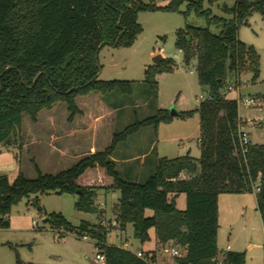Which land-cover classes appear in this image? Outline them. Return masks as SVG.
Masks as SVG:
<instances>
[{
	"label": "trees",
	"instance_id": "obj_1",
	"mask_svg": "<svg viewBox=\"0 0 264 264\" xmlns=\"http://www.w3.org/2000/svg\"><path fill=\"white\" fill-rule=\"evenodd\" d=\"M184 1L168 0L162 5L145 0H0V143L10 142L22 127L24 114L36 121L43 109L64 101L73 117L81 112L79 96L98 92L105 97L117 89L131 93L132 80L100 78V50L106 44L132 45L143 30L139 11H178ZM203 2L195 0L193 6L206 14ZM225 11L233 17L209 18V22L216 19L221 23L220 33L209 25L190 23L177 30V48L187 64L197 60L199 81L212 99L177 114L161 108L115 131L105 149L86 154L55 174L43 173L38 167L35 178L22 169L13 180L0 174V227L10 225L13 205L32 195L42 210L40 193L77 194L79 210L100 214L102 209L96 204L99 190L118 191L115 209L121 227L132 224L135 236L143 242L151 238L154 228L159 247L172 244L182 250V256L175 257L181 264H217L220 254L222 264H246L245 251L219 248V197L226 192H255L258 184L257 205L264 222V144L251 143L242 153L239 102L224 89L230 73L238 82L248 70L255 79L260 76V54L238 33L253 12L264 16V0H236ZM176 66L173 57H164L147 68V81L157 88L155 75L174 71ZM195 114L200 118L199 157L189 153L161 156L154 173L143 182L121 175L113 158L120 142L144 126L153 125L157 130L160 123L171 122L176 115L187 118ZM183 171L189 176L183 177ZM180 193L187 196L184 209L177 206ZM48 217L57 229L90 232L101 244L106 264H157L156 251H145L146 260L130 249L107 243V233L99 224L82 220L74 225L57 212H49ZM18 264L24 263L19 260Z\"/></svg>",
	"mask_w": 264,
	"mask_h": 264
},
{
	"label": "rangeland",
	"instance_id": "obj_2",
	"mask_svg": "<svg viewBox=\"0 0 264 264\" xmlns=\"http://www.w3.org/2000/svg\"><path fill=\"white\" fill-rule=\"evenodd\" d=\"M145 1L162 5L168 3V0ZM235 1L204 0L202 10L206 14L197 12L193 6L195 0L184 1L178 11H139L138 20L143 30L135 42L130 46L106 44L99 53L100 78L132 80V92L126 93L117 89L105 97L98 92L79 96L77 103L81 112L73 117L68 103L64 101L56 102L50 109H43L36 121L24 114L22 127L13 134L10 142L0 143V174H6L11 180L20 169L30 178L38 175V168L43 173L55 174L70 167L82 157L80 154L89 151L86 146L78 147L74 142L92 138L93 145L101 148L108 140L110 144L115 131L123 130L136 120L152 116L161 108L170 110L174 107L178 112L197 108L200 103L198 98L201 94L206 95L208 90L199 81L197 60L187 64L183 51L177 48V30L190 23L203 27L209 25L213 32L220 33L221 23L215 22L216 19L209 22V18L221 16L231 19L233 15L226 12L225 7L234 5ZM238 35L242 41L253 45L260 54V76L255 79L254 73L248 70L241 74V84H238L235 74L230 73L228 86L224 91L237 100L240 96L255 98L256 102L253 104L238 101L239 115L243 130L251 143L264 144L263 14L259 11L253 12L247 22L241 24ZM159 53L164 57H173L177 66L174 71L157 73L155 78L158 87L153 88L147 81V68L156 64L154 57ZM229 85H234L235 88L229 89ZM175 117L173 128H176L180 138L189 137L193 154L199 155V115ZM162 126L169 128L168 122H162ZM175 141L170 145L162 140L159 145L161 153H168L170 156L187 153L188 150H179V147H188L181 145L180 139ZM56 145L62 149L70 145L71 155H62L54 147ZM159 146L151 150L145 159L127 162L120 160L118 168L121 175L132 181H145L156 169L158 160L155 159ZM117 147L119 149L117 148L116 154L121 157L123 152L134 149L146 152L148 145L145 139L134 137L133 134ZM135 168L137 174H133ZM128 170H133L132 174H128ZM257 190L258 184L255 192ZM255 192L220 194L219 248L226 250L230 244L234 250L245 251L246 264H264V222L257 209ZM35 198L32 195L14 204L8 215L10 225L0 227V264H18L19 260L24 264H96L94 257L98 251V239L93 236L84 239L76 230L62 232L63 229H57L51 221L44 220L49 212L63 213L74 225H79L85 218L94 220L93 223L99 225L105 221V225L101 226L107 233V243L122 246L128 239L131 249L136 250L142 246L147 251H156L159 264H165L161 259L166 253L163 247L156 245L153 228L150 230L153 238L144 242L135 236L132 224H128V230L123 232L125 229L117 219L113 192L104 190L98 194L96 204L100 207V201L105 202L98 215L79 210L76 207L77 194L40 193L39 204L42 210ZM186 198L183 193L178 200L180 207L184 205ZM115 221L117 222L114 223Z\"/></svg>",
	"mask_w": 264,
	"mask_h": 264
},
{
	"label": "crops",
	"instance_id": "obj_3",
	"mask_svg": "<svg viewBox=\"0 0 264 264\" xmlns=\"http://www.w3.org/2000/svg\"><path fill=\"white\" fill-rule=\"evenodd\" d=\"M228 96V95H227ZM229 97V96H228ZM231 98V97H230ZM192 117H194V116H192ZM175 118L176 117H174V119L171 121V122H168V127L169 128H166L165 126H162V123H160V125L158 126V129L156 130L155 129V127H153L152 128V126L151 125H149V126H144L139 132H137L136 134H134V137H140V138H142V139H145L146 140V145H148V147L145 149V150H147L146 152L145 151H138V150H131V151H127V152H123V154L124 155H122L121 157L119 156V155H117L116 154V152H117V148H116V150H115V152H114V154H113V158L116 160V162H117V165H118V163H119V161L120 160H124L125 162H127V161H131V160H139V159H145V156L151 151V150H154V149H156L159 145H160V142L162 141V140H166L167 142H169V144L171 145L173 142H176L175 140H179L180 139V144L181 145H184V146H187L188 147V149H186V148H180L179 147V150L180 149H185V151L186 150H188L187 151V153H184V154H180V155H177V156H181V155H185V154H190V155H192V156H194V157H199L200 156V154H201V149H200V133H201V131H200V121H199V126H198V128H199V136L197 137V144H198V147H199V150H200V154L199 155H196V154H193V152H192V150H193V146L191 145V141L190 140H188L189 139V137H187L188 139H186V137H182V138H180V135H179V133L178 132H176V128H173V123H174V121H175ZM162 127H164V128H162ZM241 128H242V130H243V126H241ZM162 129H165L164 131L162 130ZM175 129V130H174ZM136 135V136H135ZM69 139V138H68ZM75 144H77V146L78 147H84V146H86L88 149H89V151H87L86 152V154H89V153H92V152H95V151H98V150H103V149H105L108 145H109V140H108V142L106 143V145H104V147H101V148H96V146H94L93 145V141H92V138H87V140H85V138L81 141L80 140V142H74ZM84 143H87V144H85L84 145ZM179 144V145H180ZM88 145V146H87ZM55 148H56V150H58V151H60V152H62V155H71V154H69V151H70V149H71V146L70 145H68V146H64V149H62V148H60V147H58V145H56V146H54ZM159 148H160V146H159ZM119 149V148H118ZM91 150V151H90ZM161 148L159 149V151H158V154H157V157H156V159L155 160H157L159 157H161V156H167V157H176V156H170V154L168 155V153H161ZM122 152H120V153H122ZM85 153L84 154H80V156H84V155H86ZM78 161V160H77ZM75 163V162H74ZM73 163V164H74ZM119 166V165H118ZM136 169L137 168H135V169H133V170H128V174H132V171H133V174H137L138 172L136 171ZM134 176V175H133ZM182 176L183 177H188L189 176V173L188 172H186V171H183L182 172ZM100 191H104L103 189H101V190H99V193H100ZM114 193V197H115V204L118 202V200H119V196H120V193H118V191H110V193ZM256 193V192H255ZM186 194V193H185ZM182 195H183V193H180L179 195H178V197H177V199H176V201H177V206L179 207V208H182V209H184V208H186V206H187V198H186V200H185V203H184V205L182 206V207H180L179 205H178V200H179V198L180 197H182ZM187 197V196H186ZM256 197H257V195H256ZM220 199H221V196L219 197V211H220V207H221V205H220ZM101 202V201H100ZM114 204V205H115ZM104 207H100L99 209H103ZM257 209H258V207H257ZM259 211V210H258ZM84 212H86V211H84ZM92 213V212H91ZM147 213H152V211L151 210H147ZM259 213H260V211H259ZM96 214L98 215L99 213H97L96 212ZM261 215V214H260ZM220 216V215H219ZM83 220H87V221H89L90 223H93V221L94 220H88V219H83ZM219 220H220V218H219ZM220 222V221H219ZM73 223V222H72ZM128 227L129 226H127V228L123 231V232H126L127 230H128ZM154 229V228H153ZM154 231H155V229H154ZM151 234V238H153V236H152V233H150ZM155 235V242H156V245L158 246V243H157V239H156V232L154 233ZM121 237H122V235H121ZM150 238V239H151ZM128 240V239H127ZM129 241V240H128ZM130 242V241H129ZM143 243V242H142ZM226 249H227V247H226ZM231 250H234L233 249V245L231 246V248H230ZM133 250V249H132ZM138 250H143V251H147V250H145L142 246L141 247H138V249H136V250H133V251H138ZM156 260H157V264H159V259H158V255H157V253H156ZM161 261L162 262H164L165 264H174L175 263V261H176V258L175 257H173V256H170V255H168V254H166V256H164L162 259H161Z\"/></svg>",
	"mask_w": 264,
	"mask_h": 264
},
{
	"label": "built area",
	"instance_id": "obj_4",
	"mask_svg": "<svg viewBox=\"0 0 264 264\" xmlns=\"http://www.w3.org/2000/svg\"><path fill=\"white\" fill-rule=\"evenodd\" d=\"M238 84H241V81H239ZM238 87H239V85H238ZM234 88H235L234 85H229V89H234ZM212 98H213V96L208 92L206 95L201 94L198 99H199V101H202V100L212 99ZM239 100H241L245 104H253V103L256 102L255 98L251 97V96H246V97L240 96ZM240 144H241L242 153L245 154L247 152L248 148H249V145L251 144V141H250L247 133L244 130H243L242 134L240 135ZM104 205H105V202L101 201L100 202V207H104ZM116 222L117 221H115L114 223H116ZM101 225H105V221H102ZM61 231L65 232L64 229L61 230ZM81 235H82V237L84 239H89V238H91L93 236L88 231H84L83 233H81ZM122 246L127 248V249L132 250L128 240L124 241ZM96 247H97L98 251L96 253V256L94 257V261L96 262V264H106V255H105L104 251L101 248V244L98 241L96 242ZM230 248H231V245L228 244L227 245V249H230ZM163 251H164V253H166V254H168L170 256H173V257L182 256V254H183L181 249L178 246H175V245H172V244L164 245L163 246ZM134 252L138 256H140V257H142V258H144L146 260H149V257L147 256L145 251L138 250V251H134ZM174 264H181V263L178 262V261H175ZM188 264H192V263H188ZM217 264H222V257H219V260H217Z\"/></svg>",
	"mask_w": 264,
	"mask_h": 264
},
{
	"label": "water",
	"instance_id": "obj_5",
	"mask_svg": "<svg viewBox=\"0 0 264 264\" xmlns=\"http://www.w3.org/2000/svg\"><path fill=\"white\" fill-rule=\"evenodd\" d=\"M163 59H164V56H163L161 53L157 54V55L154 57V61H155L156 64H159ZM170 111H171L172 114H177V113H178V111H177L174 107H172V108L170 109ZM36 203H37V202H36ZM48 219H49L48 216L44 218L45 221H47Z\"/></svg>",
	"mask_w": 264,
	"mask_h": 264
}]
</instances>
